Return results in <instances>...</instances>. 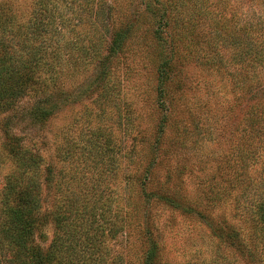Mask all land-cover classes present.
<instances>
[{"label": "trees", "instance_id": "16d2710c", "mask_svg": "<svg viewBox=\"0 0 264 264\" xmlns=\"http://www.w3.org/2000/svg\"><path fill=\"white\" fill-rule=\"evenodd\" d=\"M70 1L67 14L81 19L76 0ZM176 9L175 0H145L139 17L128 20L126 15L109 40L91 35L88 44L75 46L70 41L79 32L58 29V23L72 18L52 0H0V163L11 161L0 188V264H168L141 208L143 197L151 196L147 187L159 154L178 151L192 137L189 125L194 126L192 133L207 125L202 120L205 110L199 122L193 121L186 97L190 63L225 67L231 88L245 98L238 124L242 129L233 133V138L241 133L240 142L213 175L217 178L218 173L224 186L211 185L202 193L205 200H221L237 191L232 216L246 214V232L221 219L217 237L235 250L228 264H264V18L238 27L234 19L229 24L221 16L209 23L215 30L206 37L195 33L192 18H183ZM141 16L148 19L144 31ZM83 35L86 39L89 33ZM219 41L227 43L223 50L217 47ZM135 57L148 62L156 75V133L143 129L141 115L132 114L120 97L119 69L127 72ZM228 60L235 69L227 68ZM85 101L97 103L98 121L80 125L78 136L68 125L61 133L57 130L49 158L37 142L27 140L25 129H45L60 113ZM114 109L129 137L104 126ZM208 110L206 119L212 114ZM204 131L212 137L209 129ZM124 169L130 183H140L138 195L132 189L119 191ZM157 194L163 200L165 193ZM170 202L182 206L175 199ZM205 205L191 198L181 208L212 224ZM48 223L54 235L44 247L36 236ZM120 238H125L126 251L115 252L112 243ZM135 241L143 242L142 252H135Z\"/></svg>", "mask_w": 264, "mask_h": 264}, {"label": "rangeland", "instance_id": "374dc122", "mask_svg": "<svg viewBox=\"0 0 264 264\" xmlns=\"http://www.w3.org/2000/svg\"><path fill=\"white\" fill-rule=\"evenodd\" d=\"M23 1L31 2V0H19V2ZM52 1L60 9L66 10L68 19L72 18L65 25L58 23L57 26L58 29L62 28L64 31L79 32L70 41L75 46L88 44L87 39L91 35H94L95 38L109 40L112 32L123 26L126 15L128 20H134L145 7V0H76L75 8L79 6L82 11L81 19H77L70 11L67 14L68 7L71 8L70 0ZM175 2L176 10L183 13V18H187V16L192 18L190 28L195 30V33L206 34V37L211 35L208 34L209 31L215 30V27H210L209 23L214 25L221 16L229 19V24L236 23L238 27L244 25L246 20L256 22L259 17L264 18V0H175ZM143 14L141 13V15ZM232 15L234 18H231ZM231 19H234V23L231 22ZM223 20L227 23L225 19ZM145 21L147 23L148 19L141 16L140 23H142L143 31L148 26L144 24ZM221 24L224 23L220 22ZM83 31L89 33L86 39ZM206 37L202 39V45H204ZM149 42L151 43L150 38ZM59 43L63 44L64 41ZM96 43L105 44L103 40H98ZM226 44L219 41L217 47L223 50ZM228 63L229 67L227 68L231 70L236 68V65L230 60ZM145 64L148 62L141 60L140 57H135L127 72H124L121 66L119 69L120 97L123 98L127 109L131 110L132 114L141 115L143 129L147 128V130L150 129L149 133H156L157 123L160 119L156 90L157 79L153 67L150 64L145 67ZM187 74L191 88L187 91L186 97L190 99L189 104L194 110L193 121L199 122L198 116L205 110L206 114L202 120L208 127L205 125L202 127L203 131H193L192 133L194 126L189 125L188 132L192 137L187 139L184 145L179 146L178 151L171 149L159 154L149 187H147L151 196L143 197L144 203L141 210L144 213V218L149 216L148 222L153 225L164 262L168 264H210L213 261L217 264H228L236 253L233 248L217 237L218 222L221 219H229L246 232V214L239 212L237 216H232L235 213V210L232 209L233 197L238 194L237 191L224 194L221 200H205L202 191L221 182L218 179V173L216 174L217 178H213V175L216 168L223 164L231 153V148L240 142L241 133H236L234 138L233 133L239 127L238 124L244 114L246 101L240 93L242 91L235 92L231 88V78L225 67L207 68L197 63H190ZM238 100L240 101L236 106L235 103L237 104ZM205 102L207 105L204 104ZM202 107L204 108L202 109ZM123 108L121 111L124 113ZM208 109L212 110V114L206 119ZM97 110V103L90 101H85L83 104L78 103L60 113L45 129L36 132L25 129L24 133H27V140L37 142V145L42 147L43 154L49 158L53 154L55 147L53 142L57 130L61 133L63 128L68 125L72 129V133L78 136L80 125H87L89 120L98 121ZM115 110L117 109H114L112 118L107 119L104 126L108 127V130L112 128V131L119 136L123 135V138L129 137L130 135L125 132V127L119 126ZM206 120L209 122L207 123ZM205 128L211 131L212 137L204 131ZM127 143L129 145L130 140H127ZM225 155L227 157L224 158ZM10 166V160L0 163V188ZM123 172H127V170L124 169L120 172L118 185L116 184L119 191L128 193L132 189L134 195H138L142 190L140 183H130L125 174L123 176ZM131 172L133 173V171ZM219 185L224 186V183ZM158 191L165 193L163 200L159 198ZM191 198H199L207 203L205 205L206 212L211 213V217L214 218L212 224L198 214L182 209V206ZM171 199L180 202L179 206L182 205V208L174 206L177 204L170 202ZM53 235L54 227L48 223L38 231L36 239L44 247H47ZM135 242V252H142L145 249L143 242ZM112 246L115 252L125 250V238L114 241Z\"/></svg>", "mask_w": 264, "mask_h": 264}]
</instances>
